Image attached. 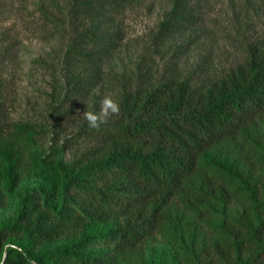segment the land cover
Instances as JSON below:
<instances>
[{
    "label": "trees",
    "instance_id": "trees-1",
    "mask_svg": "<svg viewBox=\"0 0 264 264\" xmlns=\"http://www.w3.org/2000/svg\"><path fill=\"white\" fill-rule=\"evenodd\" d=\"M134 1L63 0L65 7H57L74 31L89 23L69 36L66 47L64 68L73 88L83 89L81 66L88 63L97 70L109 56L120 40L119 32H110L112 16ZM205 1L169 0L156 38H180L199 25L198 11ZM86 44L92 50L85 51ZM260 125L264 126V46L209 85L171 79L145 92H124L120 118L100 127L96 148L70 164L58 161L46 168L51 182L42 196L43 206L25 207L16 220L0 226V249L9 240L17 241V246L0 251V264H114L166 224L181 227L186 215L178 211L171 215L167 209L174 196H181L184 208L194 216L184 220L191 243L203 244L199 223L207 213H217L203 200L221 204L229 229L212 244L217 264H234L242 255L245 260L235 264H263L264 184L253 171L258 167L264 173ZM10 129L0 127V185L4 179L12 189L24 176L26 159L34 165L37 159L21 143L35 127ZM214 152L221 160L222 153L235 154L236 166L229 170L215 161L209 173L200 176L203 160ZM1 196L0 192V204ZM239 200L246 205L242 212L226 211L229 203ZM54 242L60 244L43 249ZM97 245L100 251L94 250ZM186 254L184 264H213V258L199 263L202 257L207 259L204 245L201 251Z\"/></svg>",
    "mask_w": 264,
    "mask_h": 264
},
{
    "label": "rangeland",
    "instance_id": "rangeland-1",
    "mask_svg": "<svg viewBox=\"0 0 264 264\" xmlns=\"http://www.w3.org/2000/svg\"><path fill=\"white\" fill-rule=\"evenodd\" d=\"M57 7H65L63 0H0V127L10 132L12 125L34 126L33 135L21 143L37 159L36 165L26 159L18 186L10 189L2 179L0 226L16 220L25 207L43 206L42 196L51 182L47 167L58 161L70 164L98 146L100 128H89L83 114L87 110L98 112L104 97L112 98L120 109L124 92H145L167 80L209 85L241 66L252 50L264 46V0H206L198 11L199 25L180 38L166 41L157 39L156 33L169 9V0H137L112 16L110 32H119L120 40L97 70L90 69L88 63L81 66L83 89L79 90L67 80L65 53L69 36L87 29L89 23L74 31ZM83 47L87 52L92 50L91 44ZM77 67L80 69V63ZM119 118L120 111L101 127ZM254 123L259 127L258 120ZM260 128L264 132V126ZM214 154L203 160L205 167L197 171L200 176H206L207 169L218 161L229 170L236 166L232 161L235 154L222 153L223 160ZM253 171L263 186L264 173L258 167ZM203 203L217 211L207 213L199 223L203 244L187 238L184 220L194 216L184 208L181 196H174L167 209L171 215L175 211L186 215L181 227L173 229L166 224L114 264H184L186 253L201 251L202 245L208 256L199 263L213 258V264H217L212 244L222 239L221 231L228 228L229 220L221 204L207 199ZM192 206L197 210L201 207L199 203ZM245 206L240 200L232 201L226 211L240 213ZM59 244L54 242L43 249ZM10 245L17 246V241H7L0 251ZM94 247L101 250L98 245ZM245 258L237 256L233 263ZM192 259L198 262L196 257ZM260 259L264 264V257Z\"/></svg>",
    "mask_w": 264,
    "mask_h": 264
},
{
    "label": "clouds",
    "instance_id": "clouds-1",
    "mask_svg": "<svg viewBox=\"0 0 264 264\" xmlns=\"http://www.w3.org/2000/svg\"><path fill=\"white\" fill-rule=\"evenodd\" d=\"M119 105L110 97H104L100 101L98 112L86 111L83 114L84 119L87 121L88 127L91 129H99L107 122L110 116L119 114Z\"/></svg>",
    "mask_w": 264,
    "mask_h": 264
}]
</instances>
